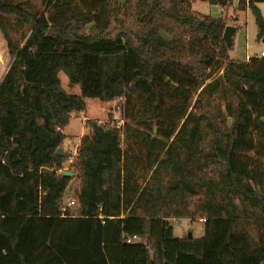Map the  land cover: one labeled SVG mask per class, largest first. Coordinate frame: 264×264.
Wrapping results in <instances>:
<instances>
[{
  "label": "trees",
  "instance_id": "16d2710c",
  "mask_svg": "<svg viewBox=\"0 0 264 264\" xmlns=\"http://www.w3.org/2000/svg\"><path fill=\"white\" fill-rule=\"evenodd\" d=\"M188 1L0 0V264H264V56L233 58L228 16ZM262 2L238 3L258 42ZM87 98L123 99L121 119L85 118L74 154ZM182 218L204 235L176 236Z\"/></svg>",
  "mask_w": 264,
  "mask_h": 264
},
{
  "label": "rangeland",
  "instance_id": "374dc122",
  "mask_svg": "<svg viewBox=\"0 0 264 264\" xmlns=\"http://www.w3.org/2000/svg\"><path fill=\"white\" fill-rule=\"evenodd\" d=\"M29 1L38 7H45L42 0H22ZM236 0H234L235 3ZM189 9L200 16L213 15V16H228L231 25L237 26V31L235 34V44L231 53L239 58L245 59L248 54H260L264 50V40L257 41V24L255 16L249 9L239 7L238 5H232L229 9L222 7L221 5H214L202 0H189L187 3ZM264 14V2L259 3ZM225 11H223V9ZM17 37H20V32H16ZM12 63V57L9 54L7 42L0 31V82L3 77L8 72ZM61 78L63 85L67 91L70 93H81V88L78 85H72L69 77L65 73H61ZM86 110L82 112V116L75 114L72 117L71 123L67 126L64 131L67 134V139L65 143V149L74 154L77 151L78 144L80 143L82 134H88L89 129L86 128L85 118H96L100 120H107L109 114L112 113L114 116L120 120L121 119V106L123 104V99H117L112 102H105L99 98H87ZM83 134V135H84ZM65 169L75 172V169L70 165V162L65 164ZM177 179L170 177L167 180L168 184H173ZM79 182L78 179L74 180V183ZM72 199V194L70 191L65 196V203L67 204ZM171 223L174 227V233L176 236H186L191 232L196 238H200L205 233V222L201 220H192L191 218L182 219H171ZM246 225L245 223L240 224V229ZM248 225V224H247ZM246 228L251 232L253 237L256 234V226L248 225Z\"/></svg>",
  "mask_w": 264,
  "mask_h": 264
},
{
  "label": "water",
  "instance_id": "95a60500",
  "mask_svg": "<svg viewBox=\"0 0 264 264\" xmlns=\"http://www.w3.org/2000/svg\"><path fill=\"white\" fill-rule=\"evenodd\" d=\"M236 31H237V26H234V25H231V24L228 25L226 27V29H225L224 36L223 37H224L225 41L227 42V44L229 46L232 45V43H233V36L236 33ZM58 153L59 154L62 153L61 149H59ZM65 173L68 174V175H72L73 174V172L72 171H69V170L65 171ZM189 236L191 238L193 237V235H192L191 232L189 233Z\"/></svg>",
  "mask_w": 264,
  "mask_h": 264
},
{
  "label": "built area",
  "instance_id": "2783aa9c",
  "mask_svg": "<svg viewBox=\"0 0 264 264\" xmlns=\"http://www.w3.org/2000/svg\"><path fill=\"white\" fill-rule=\"evenodd\" d=\"M259 55H260V56H264V50H263ZM74 204H75V201H74V200H70L67 204L65 203V206H64L63 209H62V213L65 214L67 207H71V206H73ZM139 239H140V238H139L137 235H135V236H133V237H130V238L128 239V242H132V241H134V240H139Z\"/></svg>",
  "mask_w": 264,
  "mask_h": 264
},
{
  "label": "crops",
  "instance_id": "0c3cea01",
  "mask_svg": "<svg viewBox=\"0 0 264 264\" xmlns=\"http://www.w3.org/2000/svg\"><path fill=\"white\" fill-rule=\"evenodd\" d=\"M233 1H234V0H233ZM238 3H239V0H236L235 3H234V5L237 6ZM222 9H223V11H225L224 8H222ZM254 55H255V54H254ZM231 56H232L233 58L239 59V58L235 57L232 53H231ZM251 56H252L251 54H248L247 57H246L245 59H240V60L247 61V60H249V58H250ZM74 115H75V114H74ZM74 115H73V116H74ZM80 115L82 116V113L78 114V116H80ZM84 120H85V117H84ZM84 133H85V132H84ZM84 133H83V134H84ZM83 134H82V135H83ZM79 141H80V138H79ZM78 145H79V144H78Z\"/></svg>",
  "mask_w": 264,
  "mask_h": 264
}]
</instances>
